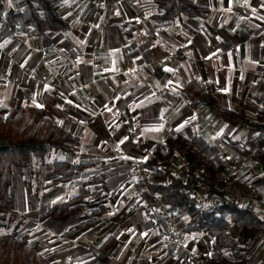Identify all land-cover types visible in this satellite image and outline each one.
<instances>
[{"label": "crops", "instance_id": "1", "mask_svg": "<svg viewBox=\"0 0 264 264\" xmlns=\"http://www.w3.org/2000/svg\"><path fill=\"white\" fill-rule=\"evenodd\" d=\"M193 1L207 8L205 15L160 22L150 17L162 10L151 0H61L59 11L69 27L51 29L46 42L0 25V114L27 103L42 105L46 91L60 109L46 110L47 116L62 127L72 124L78 137L71 150L53 151L39 171L40 212L26 230L53 264L218 260L208 226L181 229L179 244L169 247L136 185L135 162L189 122L230 159L228 171L253 193L251 204L264 219V136L247 134L245 125L224 120L210 106H190L182 91L185 82L199 78L212 85L224 106L249 117L264 108V0ZM0 2L6 11L25 7L24 0ZM60 157L72 171L65 180L46 167ZM19 168L13 167L11 183L23 172ZM44 194L50 202L41 200ZM75 195L79 211L41 217L50 204ZM109 236L115 242L101 261L99 247ZM263 241L264 231L249 237L247 264H257Z\"/></svg>", "mask_w": 264, "mask_h": 264}, {"label": "trees", "instance_id": "2", "mask_svg": "<svg viewBox=\"0 0 264 264\" xmlns=\"http://www.w3.org/2000/svg\"><path fill=\"white\" fill-rule=\"evenodd\" d=\"M162 8L150 17L155 21H167L185 14L203 16L207 12L204 5L193 0H151ZM21 10H4L0 2V25H5L9 33L19 30L26 34H38L43 41L49 40L51 29H67L69 22L59 11L61 0H24ZM192 107L210 106L213 111L227 121H236L247 127V134L260 131L264 136V108L254 117L244 111L222 105L209 82L199 78L190 79L182 87ZM264 104V99H263ZM59 113L49 92L43 93V104L27 103L13 109L6 115L0 114V219H7L11 211L9 185L14 166L25 167L36 163L45 154L57 149L69 151L78 142L72 132V124L62 127L46 114ZM239 146L237 141H229ZM247 152L246 149L239 150ZM264 161V155L260 154ZM230 159L223 158L219 147L207 141L194 131L190 122L175 133H168L163 145L155 144L140 163L146 170L145 185L137 181L140 195L150 204L152 214L162 226L166 235L168 225L164 215L158 210L159 201L181 216L179 229L197 230L208 226L213 233L211 249L218 260L213 264H247L246 243L249 237L264 231V219L254 209L251 202L237 205L233 202L200 206L193 190L204 179L212 184H223L224 174ZM136 163V162H135ZM48 170L59 174V180L71 177L72 171L63 158H54L46 163ZM199 168L202 174L199 172ZM183 171V172H180ZM78 196L50 204L41 217H58L68 212L79 211L82 206ZM115 242L107 237L99 247L98 258L107 259ZM168 246L170 242L167 240ZM0 264H53L41 251L37 240L31 239L28 231L16 229L0 233ZM188 264H194L188 262Z\"/></svg>", "mask_w": 264, "mask_h": 264}, {"label": "built area", "instance_id": "3", "mask_svg": "<svg viewBox=\"0 0 264 264\" xmlns=\"http://www.w3.org/2000/svg\"><path fill=\"white\" fill-rule=\"evenodd\" d=\"M258 152V150L256 151ZM245 157L250 155L244 154ZM235 164L240 163V157H233ZM136 179L145 185V177L147 170L138 162L134 165ZM193 193L195 194L198 204L200 206L207 204H220L224 202H233L237 205H245L253 201L254 195L251 191L241 188L233 179L230 172L224 174L222 185L217 182L209 184L206 180L199 181L195 186ZM158 210L164 215V219L168 225L167 238L172 247L179 244V223L181 216L175 212L170 211L163 201H159L157 205ZM261 254L257 264H264V241L261 245Z\"/></svg>", "mask_w": 264, "mask_h": 264}, {"label": "rangeland", "instance_id": "4", "mask_svg": "<svg viewBox=\"0 0 264 264\" xmlns=\"http://www.w3.org/2000/svg\"><path fill=\"white\" fill-rule=\"evenodd\" d=\"M52 154L53 151L48 152L43 158L39 159L38 166H25L19 168L23 170L21 174L19 172L14 174L13 181L11 185H9V191L13 197V203L11 204V211L8 218L5 220L0 219V233L8 232L12 229H16L20 232L21 230H27V228H30L33 225L36 213L40 212L37 209L40 208V199H37V196L40 194V188L39 186H36L41 182V177L44 175V172L39 171L41 169L43 171L45 162L50 159L49 157ZM31 168L32 172H34L33 175L30 174ZM199 172L202 174L200 168ZM22 176L24 177L23 181L21 180ZM205 178L201 179V181L205 180ZM51 199L52 198L46 194L41 195V200L43 201L50 202Z\"/></svg>", "mask_w": 264, "mask_h": 264}]
</instances>
